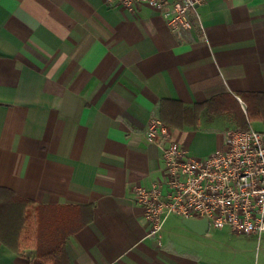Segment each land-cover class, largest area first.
Instances as JSON below:
<instances>
[{
    "label": "crops",
    "instance_id": "crops-1",
    "mask_svg": "<svg viewBox=\"0 0 264 264\" xmlns=\"http://www.w3.org/2000/svg\"><path fill=\"white\" fill-rule=\"evenodd\" d=\"M163 10L107 0H0V189L85 221L70 264H264V233L172 222L157 236L135 190L166 175L146 138L161 110L203 105L197 125H167L199 158L264 110V0H206L193 28ZM168 102V105H164ZM253 128V127H252ZM171 216V217H172ZM170 218V217H169ZM34 244L33 255L27 244ZM34 241L0 238V264H33Z\"/></svg>",
    "mask_w": 264,
    "mask_h": 264
},
{
    "label": "built area",
    "instance_id": "built-area-1",
    "mask_svg": "<svg viewBox=\"0 0 264 264\" xmlns=\"http://www.w3.org/2000/svg\"><path fill=\"white\" fill-rule=\"evenodd\" d=\"M129 9L148 3L163 10L170 29L181 34L193 28L192 14L206 0H107ZM146 138L162 151L165 177L150 188L135 190L157 236L172 215L208 221L237 234L264 233V132L252 127L228 132L226 149L199 158L172 139L169 126L151 121Z\"/></svg>",
    "mask_w": 264,
    "mask_h": 264
},
{
    "label": "trees",
    "instance_id": "trees-1",
    "mask_svg": "<svg viewBox=\"0 0 264 264\" xmlns=\"http://www.w3.org/2000/svg\"><path fill=\"white\" fill-rule=\"evenodd\" d=\"M247 115L252 120L261 118L264 110L256 109L254 101L247 99ZM165 102L164 105H168ZM203 105L193 109L182 107L178 115L161 110V119L167 125H186L193 119L194 125L199 121ZM32 203L17 198L7 189H0V238L7 242L34 241L36 257L33 264H70L66 242L68 238L80 231L85 221H78L73 215L63 213L60 207H38L36 215L30 213Z\"/></svg>",
    "mask_w": 264,
    "mask_h": 264
},
{
    "label": "water",
    "instance_id": "water-1",
    "mask_svg": "<svg viewBox=\"0 0 264 264\" xmlns=\"http://www.w3.org/2000/svg\"><path fill=\"white\" fill-rule=\"evenodd\" d=\"M184 223L188 227H190L191 229L195 230L196 232L200 234H205L210 229V225L208 221L205 219H201V220L186 219L184 220Z\"/></svg>",
    "mask_w": 264,
    "mask_h": 264
},
{
    "label": "rangeland",
    "instance_id": "rangeland-1",
    "mask_svg": "<svg viewBox=\"0 0 264 264\" xmlns=\"http://www.w3.org/2000/svg\"><path fill=\"white\" fill-rule=\"evenodd\" d=\"M251 125L254 129H256L258 131H263V128L261 127V125L258 122L252 121ZM172 222L182 223L183 220L181 218L172 216L168 219L167 225L172 224ZM27 248H28L27 254L33 255L35 253L33 243L27 244Z\"/></svg>",
    "mask_w": 264,
    "mask_h": 264
}]
</instances>
